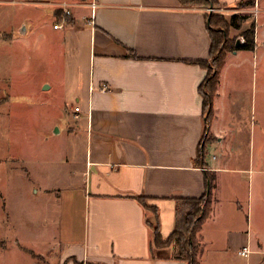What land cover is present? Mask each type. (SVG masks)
Masks as SVG:
<instances>
[{
	"label": "crops",
	"instance_id": "0c3cea01",
	"mask_svg": "<svg viewBox=\"0 0 264 264\" xmlns=\"http://www.w3.org/2000/svg\"><path fill=\"white\" fill-rule=\"evenodd\" d=\"M42 1L20 3L39 8L15 31H0L12 36L16 48H25L27 66L20 69L29 74L20 83L11 82L9 73L2 76L9 84L0 120L17 122L11 124L13 135L21 140L10 158L27 164L22 173L32 188L45 175L36 171L43 146L59 152L56 162L63 165L59 173L67 186H38L35 192L79 194L85 221L80 238L67 242L62 253L54 254L55 248L41 253L38 264H187L175 258V245L155 248L150 212L139 199L157 208L159 231L169 239L180 200L205 195V173L215 180L212 213L199 237L200 264H237L245 247L246 258L264 259V130L262 144H256L258 98L255 87L250 90L229 74L243 68L245 51L228 55L221 70L209 129L215 140L208 145L217 156L206 152L203 165L197 160L205 124L200 85L208 69L191 61L210 60L206 10L183 7L178 0L65 1L71 15L52 9L58 22L51 25L41 18L40 7L54 8L60 0ZM216 1L226 9L253 2L255 49L249 53L264 50V0ZM92 3L99 6L94 25L88 23ZM7 4L15 3L0 0L2 15ZM56 24L61 28L54 29ZM11 65L0 64V72ZM19 87L27 96L26 128H20L23 115L13 106ZM12 217L15 226L20 223ZM55 257L58 263L51 261Z\"/></svg>",
	"mask_w": 264,
	"mask_h": 264
},
{
	"label": "rangeland",
	"instance_id": "374dc122",
	"mask_svg": "<svg viewBox=\"0 0 264 264\" xmlns=\"http://www.w3.org/2000/svg\"><path fill=\"white\" fill-rule=\"evenodd\" d=\"M65 1L71 4V2L80 0L54 1V8L41 5V18L44 17L46 20H50L51 25L55 23L57 19L53 18L52 9L55 10V13L61 11V4ZM37 2L43 1L16 0L15 4L3 6V15L0 12V31L8 33H11L12 30L15 31L17 24L21 20L27 16H33L35 14L33 10L39 8L38 6H25L24 4ZM203 8L206 10L207 15L212 14L216 16L215 21H217V25L222 27L228 40L234 43L238 39L243 38L244 32L248 31L252 24L256 26L254 13L250 11L252 8L247 6L245 2L238 4L234 9H226L218 5L205 6ZM211 9L215 12L210 11ZM256 13H258L257 10ZM233 17H236L237 29H235L237 26L231 27L229 25ZM224 21L229 26L226 24V26H223ZM261 22L264 24V14ZM262 30L264 33V29ZM11 37V35L0 33V64H4L5 66L12 64L10 70L0 72V110L6 108L4 100H6L5 95L8 93L9 84L5 83L6 79L2 76L9 73L12 76L11 82L14 81L16 83L24 82L26 77L29 76L27 70L20 69L22 64H24L23 67L27 66V51L25 48H16L17 44L12 43ZM246 51L243 54L246 58L240 60L243 68L237 73L231 71L229 73L230 80L243 81L242 86L247 85L250 90L255 87L256 98H258L255 115L258 135L256 136V144H262V130H264V100L262 99L264 98V50L255 55L249 53L251 51ZM230 54L232 52H228L226 56ZM208 63L209 66L212 65L211 59ZM248 82L249 84H247ZM18 91L19 95L14 98L15 105H12L17 107L15 110H20L18 112L23 115L20 120L17 119L20 128H26L28 127L25 115L27 112L26 91L20 87ZM1 123L4 126L0 130V264H38L41 262L39 256L41 253L46 254L52 248L56 249L54 254L57 252L62 253V249L68 246L67 242H72V240H76L82 236L85 221L84 200L77 197L79 194H70L72 197L69 194H64L62 197L51 192H47V194L36 193L35 191L38 189V186L50 188V190H52L51 188H55L56 190H59V188L64 189L67 186L61 182V173H59L60 170L64 171L63 165H59L56 162L59 152L51 151V144L48 147L43 146V151H40V154H38L39 162H37L36 171L39 174L45 173V175L41 179L39 178V184L32 188V181L23 177L25 174L22 173L27 170V164L21 165V162L19 164L10 158L16 144L21 140V135H13L16 131L13 132L11 124H16L17 122L12 123L9 119H3L2 121L0 120ZM24 135H27V129L24 131ZM11 139L14 142L11 143ZM249 139L250 137L248 135L246 137V134H244L243 140L246 143L250 142ZM214 140L215 138L210 134L204 137V144H207L206 152L210 157L217 156L214 150L208 149V145L214 142ZM57 144V149L59 150V143ZM46 173L50 174V177ZM29 190L31 191L29 192ZM245 191L247 193V188ZM73 197L74 200L69 204ZM74 202L75 206H73ZM148 211L150 212V219L154 223L155 215L151 208ZM12 215L17 220L20 219V223L16 226L13 223ZM67 228L69 230L71 228V231H67ZM61 242L62 245H60ZM51 261L58 263L59 259L55 257ZM232 261L234 263V260ZM235 261L237 264H264V259L256 254H251L249 258L237 256Z\"/></svg>",
	"mask_w": 264,
	"mask_h": 264
},
{
	"label": "trees",
	"instance_id": "16d2710c",
	"mask_svg": "<svg viewBox=\"0 0 264 264\" xmlns=\"http://www.w3.org/2000/svg\"><path fill=\"white\" fill-rule=\"evenodd\" d=\"M180 5L183 7H205L218 5L216 0H178ZM247 6H251L253 2H245ZM61 10V9H60ZM62 10L60 11V13ZM59 20L62 19L61 15ZM208 30L211 37V53L210 59L212 65L209 66L208 62L202 61H191V63H198L208 69L207 75L200 85V92L203 99V112L205 116L204 124V135L202 137L201 143L198 149V159L199 163L204 165L206 145L204 144V137L209 135V129L212 120L214 119V98L217 93L219 85V77L222 68L224 67L226 54L228 52L241 51H253L255 49V25L252 24L248 31L244 32L243 39L244 43L240 46H236V43L228 40L226 34L223 32L222 27L217 25L215 21L216 16L208 14ZM68 17V16H66ZM233 17L230 22L231 27L238 25ZM225 22V21H224ZM223 26L228 25L226 22ZM226 24V25H225ZM228 25V26H229ZM206 182V193L201 198H185L180 200V204L177 207V219L174 232L171 234L169 239H163L159 231V221L157 208L150 206L146 203L143 198L139 200L146 209L151 208L154 215V223L149 222V225L153 228L154 235V246L155 248H164L171 245L176 247V256L178 260L185 261L187 264H200L199 255L201 251L200 234L203 229V225L206 220L211 216L212 213V190L214 188V177L212 174L205 173ZM183 207H182V205Z\"/></svg>",
	"mask_w": 264,
	"mask_h": 264
},
{
	"label": "built area",
	"instance_id": "2783aa9c",
	"mask_svg": "<svg viewBox=\"0 0 264 264\" xmlns=\"http://www.w3.org/2000/svg\"><path fill=\"white\" fill-rule=\"evenodd\" d=\"M15 1H16V0H12L11 2L15 3ZM68 6H70V5L62 4V6H61V7L65 10L64 14H65L66 16H70V15H71V11H70L69 9H68V10L65 9V8H67ZM90 7H91V10H92V15L89 17V19H88V23L91 24V25H94L95 12H96L97 7H99V6H98L96 3H92V4L90 5ZM210 11H213V9H211ZM213 12H215V11H213ZM58 28H61V26L58 25V24L54 25V29H58ZM75 110L78 112V111H79V108H75ZM249 254H250V251H249V249L246 248V247L243 248L241 251L238 252V255H239V256H243V257H247Z\"/></svg>",
	"mask_w": 264,
	"mask_h": 264
},
{
	"label": "water",
	"instance_id": "95a60500",
	"mask_svg": "<svg viewBox=\"0 0 264 264\" xmlns=\"http://www.w3.org/2000/svg\"><path fill=\"white\" fill-rule=\"evenodd\" d=\"M22 30L23 31L25 30V26L24 25H23V29ZM243 43H244V39L240 38V39L237 40L236 46L238 47V46H240V44H243Z\"/></svg>",
	"mask_w": 264,
	"mask_h": 264
}]
</instances>
